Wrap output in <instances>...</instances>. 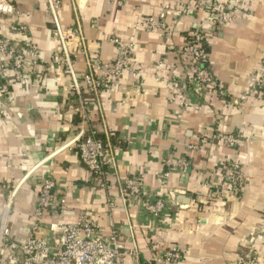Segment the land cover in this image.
Instances as JSON below:
<instances>
[{
	"label": "crops",
	"instance_id": "0c3cea01",
	"mask_svg": "<svg viewBox=\"0 0 264 264\" xmlns=\"http://www.w3.org/2000/svg\"><path fill=\"white\" fill-rule=\"evenodd\" d=\"M9 1L17 14L0 13V36L25 52L32 70L19 81L11 71L0 76V84L8 85L0 90V219L5 218L12 239L27 235L40 180L50 176L66 200L57 219L74 222L85 211L104 234L114 224L126 247L135 242L139 248L138 260L128 264H148L171 244L182 249L181 264H231L247 250L264 262V235L257 231L264 213V96L255 90L239 100L264 68V0H216L213 13L168 14L166 29L152 31L142 26L145 17L189 0H62L61 26L84 45L85 53L70 44L77 73L87 70L88 60L115 59L111 38L134 43L128 70L92 99L85 120L75 110L77 100L68 96V76L48 65L60 47L46 0ZM220 6L231 8L234 16L215 27ZM201 24L216 80L215 92L205 98L184 89L187 60L175 52ZM4 62L9 58L0 55ZM184 99L188 105L180 109ZM88 128L111 145L108 189L89 179L72 143L80 129ZM222 133L237 134V147H222ZM202 137L207 138L202 147L188 149ZM182 156L186 169H173L164 180V160ZM231 157L246 177L237 196L230 193L224 171ZM137 174L145 194L168 201L167 230L154 236L145 227L150 219L120 196L123 179ZM162 183L171 194L159 188ZM47 222L34 233L37 237L51 236Z\"/></svg>",
	"mask_w": 264,
	"mask_h": 264
},
{
	"label": "built area",
	"instance_id": "2783aa9c",
	"mask_svg": "<svg viewBox=\"0 0 264 264\" xmlns=\"http://www.w3.org/2000/svg\"><path fill=\"white\" fill-rule=\"evenodd\" d=\"M62 0H46L47 13L49 14L52 36L59 42V51L53 54L48 65L60 69L69 78L67 88L69 98L77 100L76 111L85 120L87 110L92 99L100 94L102 89L114 78L120 77L128 70L130 56L134 47L132 41L123 42L118 38L110 41L117 46V54L111 63L103 62L99 58L86 61L87 70L77 73L72 60L70 44L73 41V49L84 52V45L74 37L69 30L61 26L58 11ZM219 5L216 0H189L180 6L164 5L157 17L148 16L142 20V26L147 30L166 29L165 17L168 14L178 16L191 15L194 11L204 10L208 14L213 13L214 7ZM221 5V4H220ZM221 9L214 18L215 27L222 26L233 18L232 9L220 6ZM0 13L4 15L17 14L13 4L9 0H0ZM19 29H25L19 26ZM206 31L204 25L194 27L190 32V38L181 47L175 50L187 60L184 77V89L191 95L205 98L209 92H215L216 80L209 66V54L206 48ZM26 47L34 48L26 42ZM0 55L9 58L10 62L0 63V76L11 71L15 81L22 80L24 71H30V64L26 60L25 52L18 51L10 40L0 36ZM36 62V60H33ZM32 62V61H31ZM32 71V70H31ZM30 71V72H31ZM27 73V72H26ZM8 85L0 84V90L7 91ZM184 90L185 95L187 96ZM260 91L264 96V68L258 73L256 81L251 84V89L240 95L243 100L252 91ZM186 99L179 102L180 109L186 108ZM207 138L202 137L189 150L202 147ZM239 142L237 134L222 133L220 145L226 148H236ZM80 163L84 166L89 179L96 182L100 188L110 187L109 175L112 166L111 145L98 136L94 128L80 129L73 140ZM166 169L163 173L164 180L173 169L184 171L188 165L185 157L176 160H164ZM224 171L229 177L228 189L232 195L240 194L246 184V177L241 170L239 162L231 157L224 164ZM159 188L171 194L170 188L162 183ZM142 175L125 177L120 188V196L126 203L137 205L141 213L150 219V235L159 234L167 230L164 226L165 219L169 216L166 208L168 201L161 196L153 197L144 193ZM172 201V199H171ZM173 202V201H172ZM66 204L65 197L58 193L56 181L48 176L40 180L39 192L33 209V221L27 235L21 239H12L10 228L5 218L0 219V264H128L127 260L137 261L139 248L134 242L126 247L121 239L119 229L114 224L110 226V232L104 234L89 213L80 211L74 222H60L58 214ZM110 209L114 208V200L108 198ZM174 205V203H172ZM170 210V209H169ZM48 221L50 237H37L38 231L44 221ZM133 229V228H132ZM257 231L264 235V213L257 224ZM19 255L20 259L16 256ZM183 251L176 244H171L159 254L148 260V264H181ZM231 264H264L260 258L250 250L237 254Z\"/></svg>",
	"mask_w": 264,
	"mask_h": 264
},
{
	"label": "water",
	"instance_id": "95a60500",
	"mask_svg": "<svg viewBox=\"0 0 264 264\" xmlns=\"http://www.w3.org/2000/svg\"><path fill=\"white\" fill-rule=\"evenodd\" d=\"M16 257H17L18 259H20V256H19V255H17Z\"/></svg>",
	"mask_w": 264,
	"mask_h": 264
}]
</instances>
